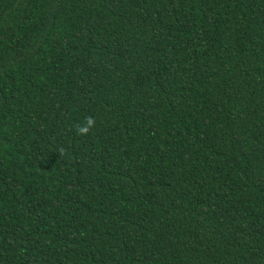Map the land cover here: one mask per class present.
<instances>
[{
    "label": "trees",
    "instance_id": "1",
    "mask_svg": "<svg viewBox=\"0 0 264 264\" xmlns=\"http://www.w3.org/2000/svg\"><path fill=\"white\" fill-rule=\"evenodd\" d=\"M0 264H264V0H0Z\"/></svg>",
    "mask_w": 264,
    "mask_h": 264
}]
</instances>
